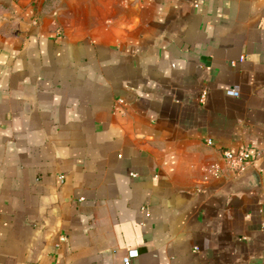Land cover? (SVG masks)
<instances>
[{
	"label": "crops",
	"instance_id": "obj_1",
	"mask_svg": "<svg viewBox=\"0 0 264 264\" xmlns=\"http://www.w3.org/2000/svg\"><path fill=\"white\" fill-rule=\"evenodd\" d=\"M132 250L264 264V0H0V264Z\"/></svg>",
	"mask_w": 264,
	"mask_h": 264
},
{
	"label": "built area",
	"instance_id": "obj_2",
	"mask_svg": "<svg viewBox=\"0 0 264 264\" xmlns=\"http://www.w3.org/2000/svg\"><path fill=\"white\" fill-rule=\"evenodd\" d=\"M228 93L231 95H238L239 92L235 89H229ZM208 144H213V140L209 139ZM224 158L226 161L236 169H242L245 165L249 164L252 161V155L249 151H243L241 153H236L231 150H226L224 152ZM138 256L137 250H132L129 255L124 259L125 264H131L132 258Z\"/></svg>",
	"mask_w": 264,
	"mask_h": 264
}]
</instances>
